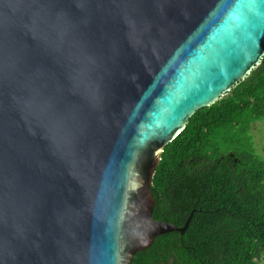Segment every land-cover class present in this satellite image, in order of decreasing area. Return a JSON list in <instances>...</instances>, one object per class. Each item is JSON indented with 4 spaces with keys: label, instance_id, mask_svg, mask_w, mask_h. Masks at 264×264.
Masks as SVG:
<instances>
[{
    "label": "water",
    "instance_id": "water-1",
    "mask_svg": "<svg viewBox=\"0 0 264 264\" xmlns=\"http://www.w3.org/2000/svg\"><path fill=\"white\" fill-rule=\"evenodd\" d=\"M263 56L264 0H0V264H132L183 233L143 190Z\"/></svg>",
    "mask_w": 264,
    "mask_h": 264
},
{
    "label": "trees",
    "instance_id": "trees-1",
    "mask_svg": "<svg viewBox=\"0 0 264 264\" xmlns=\"http://www.w3.org/2000/svg\"><path fill=\"white\" fill-rule=\"evenodd\" d=\"M259 122L264 56L164 147L149 189L174 193L182 223L193 214L183 233L161 234L132 264H264V144L256 146L264 138L253 132ZM158 214L155 208L154 216L169 221Z\"/></svg>",
    "mask_w": 264,
    "mask_h": 264
},
{
    "label": "flooded vegetation",
    "instance_id": "flooded-vegetation-1",
    "mask_svg": "<svg viewBox=\"0 0 264 264\" xmlns=\"http://www.w3.org/2000/svg\"><path fill=\"white\" fill-rule=\"evenodd\" d=\"M151 199L150 200V206H151V216L153 219L155 220H159V221H164L163 218H158L156 216H154V210L155 208L157 210H159L161 212V214H158L157 216H164L165 218H167V220H169V223L175 224L178 227L182 228L184 226L185 223H182V213L180 212V209L177 208V206H175V202L171 201L170 199L174 197V193H168V192H160L158 194H154L151 192ZM180 222V224H176ZM180 232V231H179ZM162 234V235H161ZM167 236L166 234L160 233L157 234L154 238V240H156L157 237L159 236ZM170 236V235H168ZM153 240V241H154ZM153 243V242H152ZM173 243V241H172ZM137 253V251L135 252V254ZM133 260V259H132ZM169 260L171 262H173V257L169 258ZM175 260V258H174Z\"/></svg>",
    "mask_w": 264,
    "mask_h": 264
},
{
    "label": "rangeland",
    "instance_id": "rangeland-1",
    "mask_svg": "<svg viewBox=\"0 0 264 264\" xmlns=\"http://www.w3.org/2000/svg\"><path fill=\"white\" fill-rule=\"evenodd\" d=\"M253 132L254 133L257 132L256 136L257 135H260L261 137L264 138V122H259L258 127L256 126V128H255V130ZM258 144H259V146L262 145V144H264V139H262L260 142L257 141L256 146ZM234 149H237V148H234ZM144 191L145 190H143L142 201H141V208H140V212L141 213H144L145 212V209L148 208V206L150 205L149 202H148L149 200L147 199L146 191L145 192ZM148 229H149V227L146 228V231L147 232H148Z\"/></svg>",
    "mask_w": 264,
    "mask_h": 264
},
{
    "label": "clouds",
    "instance_id": "clouds-1",
    "mask_svg": "<svg viewBox=\"0 0 264 264\" xmlns=\"http://www.w3.org/2000/svg\"><path fill=\"white\" fill-rule=\"evenodd\" d=\"M166 222V221H165ZM169 223V222H168Z\"/></svg>",
    "mask_w": 264,
    "mask_h": 264
}]
</instances>
